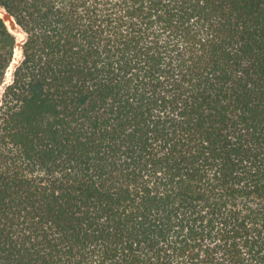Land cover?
<instances>
[{"label": "trees", "instance_id": "obj_1", "mask_svg": "<svg viewBox=\"0 0 264 264\" xmlns=\"http://www.w3.org/2000/svg\"><path fill=\"white\" fill-rule=\"evenodd\" d=\"M0 6V264H264V0Z\"/></svg>", "mask_w": 264, "mask_h": 264}, {"label": "rangeland", "instance_id": "obj_2", "mask_svg": "<svg viewBox=\"0 0 264 264\" xmlns=\"http://www.w3.org/2000/svg\"><path fill=\"white\" fill-rule=\"evenodd\" d=\"M0 17H2L6 24L8 25L10 31L16 36L18 40V45L15 50V56L11 67L8 70L6 82L9 83L12 79L13 71L15 67L21 62L22 60V45L26 39V34L23 30L15 23L12 17L8 15L4 8L0 6Z\"/></svg>", "mask_w": 264, "mask_h": 264}]
</instances>
